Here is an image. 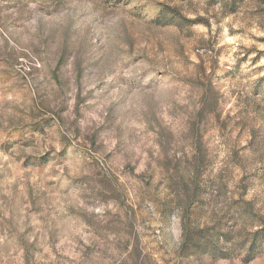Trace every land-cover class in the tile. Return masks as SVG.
Instances as JSON below:
<instances>
[{
    "label": "rangeland",
    "instance_id": "rangeland-1",
    "mask_svg": "<svg viewBox=\"0 0 264 264\" xmlns=\"http://www.w3.org/2000/svg\"><path fill=\"white\" fill-rule=\"evenodd\" d=\"M0 264H264V3L0 0Z\"/></svg>",
    "mask_w": 264,
    "mask_h": 264
},
{
    "label": "trees",
    "instance_id": "trees-1",
    "mask_svg": "<svg viewBox=\"0 0 264 264\" xmlns=\"http://www.w3.org/2000/svg\"><path fill=\"white\" fill-rule=\"evenodd\" d=\"M260 1L264 3V0H260Z\"/></svg>",
    "mask_w": 264,
    "mask_h": 264
}]
</instances>
